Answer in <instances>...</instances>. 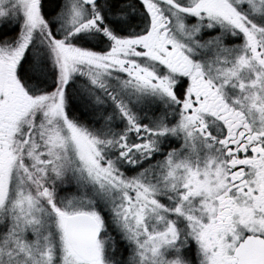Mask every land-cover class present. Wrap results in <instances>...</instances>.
<instances>
[{"label": "snow or ice", "instance_id": "snow-or-ice-1", "mask_svg": "<svg viewBox=\"0 0 264 264\" xmlns=\"http://www.w3.org/2000/svg\"><path fill=\"white\" fill-rule=\"evenodd\" d=\"M0 264H264V0H0Z\"/></svg>", "mask_w": 264, "mask_h": 264}]
</instances>
